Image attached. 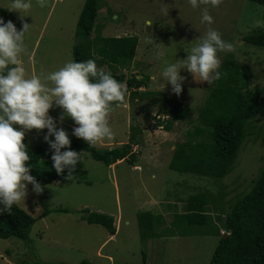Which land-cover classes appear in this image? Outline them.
Instances as JSON below:
<instances>
[{
  "label": "rangeland",
  "instance_id": "374dc122",
  "mask_svg": "<svg viewBox=\"0 0 264 264\" xmlns=\"http://www.w3.org/2000/svg\"><path fill=\"white\" fill-rule=\"evenodd\" d=\"M84 2L47 0L44 7H39L36 0H32L28 15H21L7 9L8 0H0V9L5 10L0 17L5 21L11 20L18 30L23 23H29L25 51L19 57L26 75L47 74L64 62L74 60L73 48L80 41L76 34L77 22ZM97 5L100 10L93 27L96 29L101 24L102 36L132 34L138 37L133 61L120 67L118 74L150 78L138 91L127 87L122 102H111L108 124L113 137L94 144L118 147L129 143L132 157L129 161L120 159L107 165L78 151L82 152V161L77 162L70 179L66 178L65 169L55 179L41 184L39 194L33 193L28 184L24 202L17 203L34 218L28 238H0V264L33 261L208 264L219 236L199 231V234L179 235L176 227L170 225L173 211H181L185 198L202 191L212 194L209 209L214 217L222 209L221 212L230 210L231 205L251 189L264 160V112L248 120L232 169L222 177L170 169L172 148L186 141L198 124V112L210 84L194 80L181 69L185 80L181 82L180 94L176 95L170 92L166 82L163 88L160 72L165 61L171 63L183 58L185 51L212 27L235 48L233 52H218L220 63L229 54L234 61L247 65L248 88L259 87L264 96V47L242 40L243 36L264 29L253 26L256 19H263L264 5L251 0H221L215 8L207 9L213 18L211 25L200 22L204 6L192 8L187 0H97ZM146 20L153 22L146 25ZM94 32L90 33V38ZM149 37L151 43L146 42ZM134 91L145 93L135 94ZM155 91L190 106V112L175 120L170 130L156 126L155 120L158 115L163 117L162 105L169 109L172 102L160 103ZM60 111L58 107L50 108L49 115L56 119ZM130 125L138 127L133 137L129 134ZM73 126L69 117L57 124L69 137ZM45 132L46 129L26 130V143L44 142ZM84 210L111 214L114 234H109L100 224L81 219ZM145 210L161 213L162 220L153 222L157 236L142 240L137 217L138 212ZM193 230L196 229L193 227Z\"/></svg>",
  "mask_w": 264,
  "mask_h": 264
},
{
  "label": "trees",
  "instance_id": "16d2710c",
  "mask_svg": "<svg viewBox=\"0 0 264 264\" xmlns=\"http://www.w3.org/2000/svg\"><path fill=\"white\" fill-rule=\"evenodd\" d=\"M251 1L264 5V0ZM98 9L97 0H85L77 22L76 34L80 41L73 48V59L75 61L94 59L98 68L106 66L108 70L106 68L103 70L110 72L117 80L126 81L128 88L138 91L137 89L146 86L150 80L147 75L126 76L117 72L120 67H125L133 61L138 37L132 34L102 36L101 24L97 25L96 29L93 27ZM0 13H5V10L1 8ZM94 30V35L90 38V33ZM242 40L264 47V29L253 31L243 36ZM218 70L222 75L219 79L213 80L208 87L207 95L198 112V124L189 133L186 141L179 142L172 148L168 162L170 169L222 177L232 169L245 136L248 120L255 114L264 112L262 89L248 88L247 65L239 64L227 54ZM154 93L159 94L160 103H164V100L172 102L169 109L162 105L165 112L162 118L161 115L156 118V126L170 130L175 120L182 119L190 112V106L182 101L160 91ZM130 128L129 134L131 133L133 137L138 127L130 125ZM69 140L70 144L67 147L70 149L84 151L94 160L107 165L116 160H128L130 156L132 157L129 143H123L118 147H96L73 135ZM23 142L29 154V160L24 162L29 166V173L40 184L55 179L57 173L51 167L50 150L46 151L47 144L45 142L27 144L25 135ZM211 196V193L202 191L190 194L185 198L186 202L184 200L183 209L173 211L170 225L176 227L179 235L199 234V231L211 235L216 233L219 236L208 264H264V160L260 174L253 181L251 189L237 199L230 210L221 212L222 209L213 217L209 209ZM84 211L80 215L81 219L87 223L100 224L109 234H114L115 227L111 214ZM137 218L142 240L157 236L153 222L162 220L161 213H152L151 210L140 211ZM33 220L34 218L17 204L12 206L10 212L0 211V238L14 236L27 240ZM193 227L197 231L193 230ZM220 228L224 229V235H220ZM19 264L66 263L33 261ZM79 264L87 262L82 261Z\"/></svg>",
  "mask_w": 264,
  "mask_h": 264
},
{
  "label": "clouds",
  "instance_id": "9594fccd",
  "mask_svg": "<svg viewBox=\"0 0 264 264\" xmlns=\"http://www.w3.org/2000/svg\"><path fill=\"white\" fill-rule=\"evenodd\" d=\"M36 3L44 7L47 0H36ZM187 3L192 8L203 5L200 22L211 25L213 18L207 9L215 8L221 0H187ZM31 7L32 0H8L7 9L28 15ZM152 22L146 20L145 24L151 25ZM28 26L29 23H23L18 30L11 20L0 17V211L10 212L14 204L24 202L28 184L33 193L42 191L41 184L24 163L29 160L23 142L26 130L46 129L42 140L48 146L46 151L50 150L51 167L58 175L67 169L66 178L70 179L77 162L82 161V152L67 147L69 136L62 127H57L58 122L69 117L74 124L71 134L90 146L111 139L113 132L108 124L111 102H122L127 91L126 81L117 80L103 70V66L98 68L91 58L68 60L47 74L26 75L19 57L25 51ZM253 26L264 28V19H256ZM146 42L151 43V38H146ZM221 51L233 52L235 48L221 38L217 29L208 27L185 51L183 58L164 62L160 72L163 88L166 82L170 85V92L180 94L181 82L185 80L180 74L181 69L190 73L194 80L207 84L219 79L222 73L218 70L220 59L217 53ZM57 107L61 111L54 119L49 115V109ZM220 231L224 235V229L220 228Z\"/></svg>",
  "mask_w": 264,
  "mask_h": 264
},
{
  "label": "crops",
  "instance_id": "0c3cea01",
  "mask_svg": "<svg viewBox=\"0 0 264 264\" xmlns=\"http://www.w3.org/2000/svg\"><path fill=\"white\" fill-rule=\"evenodd\" d=\"M4 14V13H3ZM109 237H111V236H109Z\"/></svg>",
  "mask_w": 264,
  "mask_h": 264
},
{
  "label": "water",
  "instance_id": "95a60500",
  "mask_svg": "<svg viewBox=\"0 0 264 264\" xmlns=\"http://www.w3.org/2000/svg\"><path fill=\"white\" fill-rule=\"evenodd\" d=\"M224 218V217H223Z\"/></svg>",
  "mask_w": 264,
  "mask_h": 264
}]
</instances>
